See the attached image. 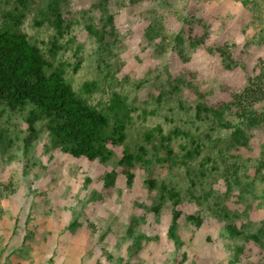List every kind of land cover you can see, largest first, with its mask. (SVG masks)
<instances>
[{
    "label": "rangeland",
    "instance_id": "1",
    "mask_svg": "<svg viewBox=\"0 0 264 264\" xmlns=\"http://www.w3.org/2000/svg\"><path fill=\"white\" fill-rule=\"evenodd\" d=\"M31 1L23 33L47 57L50 43L57 41L54 64L64 65L67 81L90 105L104 107L113 93L126 98L132 112L130 146L160 126L165 134L187 132L202 147L189 167L155 166L151 177L182 197L177 249L167 236L171 204L163 200L157 212L149 209L150 197L158 192H148L144 170H137L131 187L122 176L104 187L120 148L105 164L74 161L55 151L52 157L43 152L44 133L26 147L25 113L5 111L0 118V264H176L180 256L182 264H264V102L254 106L256 124L238 119L234 109L227 115L245 132L246 148L230 147L231 131L212 130L208 120L195 115L197 104L230 102L252 82L264 87V0L136 5L65 0L61 36L48 25H33L44 0ZM13 8L14 0H0V23ZM88 26L103 32L102 42ZM85 83L95 88L86 93ZM174 144L178 150L186 141ZM205 157L215 169L206 165L205 176L192 177L193 185L186 169L196 172ZM189 216L198 217L200 226ZM228 222L260 242L229 237Z\"/></svg>",
    "mask_w": 264,
    "mask_h": 264
},
{
    "label": "trees",
    "instance_id": "2",
    "mask_svg": "<svg viewBox=\"0 0 264 264\" xmlns=\"http://www.w3.org/2000/svg\"><path fill=\"white\" fill-rule=\"evenodd\" d=\"M64 1L44 0L34 16L33 25H48L57 36H61L65 30L62 14ZM128 1L130 5H136L164 0ZM31 3V0H14L13 10L5 12L0 23V118L5 111L25 113V123L28 126L26 147L40 133H44L48 142L44 144L43 152L52 157V152L55 151L74 161L86 160L105 164L115 157V150L120 148L121 153L115 167L103 180L104 187H113L118 176H122L126 185L131 187L135 182L137 170H144L148 175L144 182L148 192H158V197H150L149 209L157 212L163 200L171 204V224L167 236L178 249L182 245L178 236V222L181 217L178 206L182 197L175 189L164 182L158 185L157 180L151 177L154 175L155 166L164 170L178 166L189 167L200 156L202 146L187 132L175 129L165 134L160 126L145 131L141 142L130 146L127 140L132 125V112L126 98L119 93H113L107 104L98 108L90 105L77 93L65 77L64 65L54 64L60 50L57 41L50 43L47 57L21 30ZM86 30L97 41H103L102 31L93 26H88ZM94 88V83H85L81 90L90 93ZM263 102L264 87L252 82L242 92L233 93L230 102L197 104L195 115L197 119L208 120L212 130L231 131L230 147L240 145L246 148L248 142L245 132L240 126L229 122L227 115L234 109L238 119L251 125L256 124L258 118L254 106ZM36 124L41 125L39 130ZM180 138L185 140L186 144H180L177 150L174 143L180 141ZM210 163V169H215V163L209 157H205L196 172L186 169V176L191 184H195L192 177L196 174L205 176L206 165ZM223 217L228 220L229 214L224 213ZM187 219L196 226L201 224V220L196 216H189ZM75 221L70 224V228L75 226ZM225 230L231 238L244 242H260L257 235L247 234L231 222L225 225ZM178 258L176 264H182L185 260L184 256Z\"/></svg>",
    "mask_w": 264,
    "mask_h": 264
}]
</instances>
